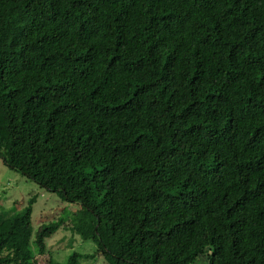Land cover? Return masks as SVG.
<instances>
[{
  "label": "trees",
  "instance_id": "1",
  "mask_svg": "<svg viewBox=\"0 0 264 264\" xmlns=\"http://www.w3.org/2000/svg\"><path fill=\"white\" fill-rule=\"evenodd\" d=\"M0 157L79 205L0 208V264L60 227L102 264H264V0H0Z\"/></svg>",
  "mask_w": 264,
  "mask_h": 264
},
{
  "label": "rangeland",
  "instance_id": "2",
  "mask_svg": "<svg viewBox=\"0 0 264 264\" xmlns=\"http://www.w3.org/2000/svg\"><path fill=\"white\" fill-rule=\"evenodd\" d=\"M34 195L35 201L31 213L33 229L58 216H64L70 220L79 208L77 203L63 199L58 192L48 190L41 183L9 167L0 157V208L6 209L10 207L13 200H26ZM46 242L49 253L37 256L34 264H102L104 262L102 254H94L97 247L91 241L83 240L79 235L71 234L63 227L47 238ZM78 253L92 254V256L83 257ZM211 253L210 244L202 248L201 252H194L188 261L191 262L190 264H210Z\"/></svg>",
  "mask_w": 264,
  "mask_h": 264
}]
</instances>
